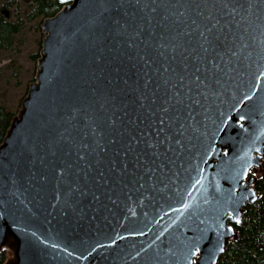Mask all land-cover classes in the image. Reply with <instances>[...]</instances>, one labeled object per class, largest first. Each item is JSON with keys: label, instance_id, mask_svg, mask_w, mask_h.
<instances>
[{"label": "water", "instance_id": "obj_1", "mask_svg": "<svg viewBox=\"0 0 264 264\" xmlns=\"http://www.w3.org/2000/svg\"><path fill=\"white\" fill-rule=\"evenodd\" d=\"M0 143L4 264H216L264 164V0H60Z\"/></svg>", "mask_w": 264, "mask_h": 264}, {"label": "trees", "instance_id": "obj_2", "mask_svg": "<svg viewBox=\"0 0 264 264\" xmlns=\"http://www.w3.org/2000/svg\"><path fill=\"white\" fill-rule=\"evenodd\" d=\"M64 4L60 0H2L0 51L13 47L15 35L27 21L38 18L36 27L39 29L43 18L54 15ZM39 52L31 53L30 57L38 60ZM18 109L11 108L0 98V143ZM254 187L257 198L244 206L240 222H233L237 236L229 240L216 264H264V170L257 174ZM10 254L9 249H1L0 264H4Z\"/></svg>", "mask_w": 264, "mask_h": 264}, {"label": "rangeland", "instance_id": "obj_3", "mask_svg": "<svg viewBox=\"0 0 264 264\" xmlns=\"http://www.w3.org/2000/svg\"><path fill=\"white\" fill-rule=\"evenodd\" d=\"M37 19L25 23L15 35L13 47L0 51V98L13 109L20 108L29 83L35 79L37 60L30 54L40 50L43 34L41 27H36Z\"/></svg>", "mask_w": 264, "mask_h": 264}, {"label": "flooded vegetation", "instance_id": "obj_4", "mask_svg": "<svg viewBox=\"0 0 264 264\" xmlns=\"http://www.w3.org/2000/svg\"><path fill=\"white\" fill-rule=\"evenodd\" d=\"M264 168V164L262 163L260 167L254 168L253 170H258V169H263Z\"/></svg>", "mask_w": 264, "mask_h": 264}]
</instances>
